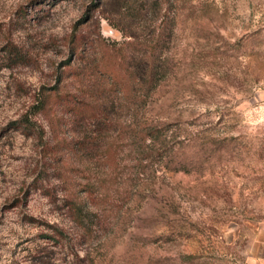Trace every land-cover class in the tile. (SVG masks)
I'll return each mask as SVG.
<instances>
[{
    "label": "rangeland",
    "instance_id": "1",
    "mask_svg": "<svg viewBox=\"0 0 264 264\" xmlns=\"http://www.w3.org/2000/svg\"><path fill=\"white\" fill-rule=\"evenodd\" d=\"M91 2L0 0V264H252L264 0H168L165 71L135 109L114 82L132 38ZM138 18L116 19L142 42ZM132 119L162 124L167 149L137 154L133 179L136 160L114 168L107 146Z\"/></svg>",
    "mask_w": 264,
    "mask_h": 264
},
{
    "label": "trees",
    "instance_id": "2",
    "mask_svg": "<svg viewBox=\"0 0 264 264\" xmlns=\"http://www.w3.org/2000/svg\"><path fill=\"white\" fill-rule=\"evenodd\" d=\"M168 0H92L89 7L94 9L103 8V6L111 7L109 14L106 13L105 8L101 10L100 13L104 19L119 30L124 36L129 37L130 41L125 42L129 46L130 56L127 58V67L124 69L126 76L129 80L124 81L123 78L118 74L119 78L114 77V82L124 83L127 85L126 93L119 91L120 98L124 101H128L126 107L132 109L137 102H143L153 93L156 89L161 74L165 71L164 63V50L166 43L169 38L170 32V19L165 16L162 10H166ZM127 15L134 16L137 15L138 19L148 20L145 23V27L151 28L149 31L150 35L142 42H138L134 39V35H131L123 30L121 26L117 24V16ZM116 16V17H115ZM157 19L158 22H157ZM71 38L68 39V43ZM104 45V44H103ZM106 46V45H105ZM71 53V60L66 61L64 68L69 67L77 55L76 49L74 47H69ZM61 79V76H59ZM128 93V95H127ZM128 99V100H127ZM43 107V106H42ZM134 111V110H133ZM159 123L151 122H137L131 120L130 124L125 126V129L116 130L114 138L107 145L112 152L109 155V161L113 164L114 168L118 165V156L131 155L138 168L132 171L134 175L131 179L136 177L139 173H144L143 166L141 165V160H138L137 154H141L144 158H149V161H156L162 154L167 152L165 145V128ZM112 168L115 173L112 177L115 180L117 173L116 170Z\"/></svg>",
    "mask_w": 264,
    "mask_h": 264
},
{
    "label": "crops",
    "instance_id": "3",
    "mask_svg": "<svg viewBox=\"0 0 264 264\" xmlns=\"http://www.w3.org/2000/svg\"><path fill=\"white\" fill-rule=\"evenodd\" d=\"M247 255L252 264H264V226L254 234Z\"/></svg>",
    "mask_w": 264,
    "mask_h": 264
}]
</instances>
